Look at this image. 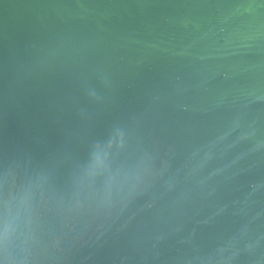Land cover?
<instances>
[{
  "label": "water",
  "instance_id": "95a60500",
  "mask_svg": "<svg viewBox=\"0 0 264 264\" xmlns=\"http://www.w3.org/2000/svg\"><path fill=\"white\" fill-rule=\"evenodd\" d=\"M0 264H264V0H0Z\"/></svg>",
  "mask_w": 264,
  "mask_h": 264
}]
</instances>
